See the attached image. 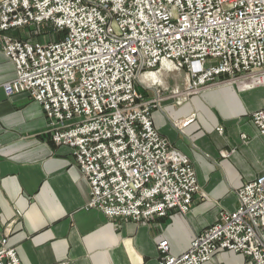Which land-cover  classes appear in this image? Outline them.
Masks as SVG:
<instances>
[{
	"label": "built area",
	"instance_id": "1",
	"mask_svg": "<svg viewBox=\"0 0 264 264\" xmlns=\"http://www.w3.org/2000/svg\"><path fill=\"white\" fill-rule=\"evenodd\" d=\"M41 24L60 37L14 36ZM0 33L16 67L5 92H28L42 106L51 139L72 149L89 182V208L111 219L186 214L201 192L191 159L154 124L162 100L264 85V0H0ZM160 69L186 73L185 87H153L147 97L139 76ZM251 118L264 137V107ZM236 193L237 207L220 211L185 252L161 241L159 264H203L221 249L264 264V173ZM8 238L0 234V264H22Z\"/></svg>",
	"mask_w": 264,
	"mask_h": 264
},
{
	"label": "crops",
	"instance_id": "2",
	"mask_svg": "<svg viewBox=\"0 0 264 264\" xmlns=\"http://www.w3.org/2000/svg\"><path fill=\"white\" fill-rule=\"evenodd\" d=\"M2 45L0 33V234L22 264H159L161 241L174 255L185 252L220 211L237 207V190L264 173V137L251 118L264 107V85H214L181 104L167 98L153 109L154 124L191 159L201 192L186 214L111 219L89 208V182L72 149L51 139L42 106L28 92H5L16 67ZM190 115L181 131L177 121ZM203 264H246V257L221 249Z\"/></svg>",
	"mask_w": 264,
	"mask_h": 264
},
{
	"label": "rangeland",
	"instance_id": "3",
	"mask_svg": "<svg viewBox=\"0 0 264 264\" xmlns=\"http://www.w3.org/2000/svg\"><path fill=\"white\" fill-rule=\"evenodd\" d=\"M14 36L18 37V38H21V39L40 40V41H43V42L48 41L50 39L54 40V39L60 37L59 34H56L53 31V28H52V26L50 24H41V25H36V26H28L26 28H23L21 31H16L14 33ZM154 74L157 75V78L160 80V82L159 81H155L152 76L148 77V78L147 77H143V76H139L138 85L140 87L139 90L141 92L147 93V91H149V90L152 91L153 87H155V88L159 87L160 88L161 86H165V87L166 86H168V87L171 86V88L173 86L174 87L175 86H179L180 89L185 87L184 85H185L186 80H187V78H186L187 75H186V73L184 74V72H180V73L168 72L167 70L160 69V71H156ZM188 127H189V125L187 127H185V128H182V126H178V128L181 131H184V132H185V129L188 128ZM225 154H228V152H225Z\"/></svg>",
	"mask_w": 264,
	"mask_h": 264
},
{
	"label": "bare ground",
	"instance_id": "4",
	"mask_svg": "<svg viewBox=\"0 0 264 264\" xmlns=\"http://www.w3.org/2000/svg\"><path fill=\"white\" fill-rule=\"evenodd\" d=\"M152 74V75H151ZM153 77V79L155 80V81H159L160 82V80L157 78V75L156 74H154V73H150V74H147V75H144L143 77ZM154 81V82H155Z\"/></svg>",
	"mask_w": 264,
	"mask_h": 264
}]
</instances>
